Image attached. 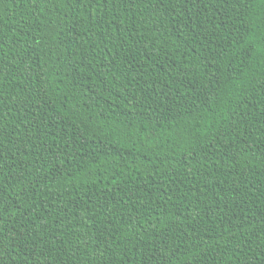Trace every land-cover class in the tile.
<instances>
[{
  "label": "trees",
  "instance_id": "obj_1",
  "mask_svg": "<svg viewBox=\"0 0 264 264\" xmlns=\"http://www.w3.org/2000/svg\"><path fill=\"white\" fill-rule=\"evenodd\" d=\"M0 264H264V0H0Z\"/></svg>",
  "mask_w": 264,
  "mask_h": 264
}]
</instances>
